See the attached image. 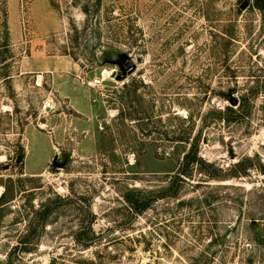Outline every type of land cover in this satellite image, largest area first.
<instances>
[{
  "label": "rangeland",
  "instance_id": "1",
  "mask_svg": "<svg viewBox=\"0 0 264 264\" xmlns=\"http://www.w3.org/2000/svg\"><path fill=\"white\" fill-rule=\"evenodd\" d=\"M261 149L256 0H0V264H264Z\"/></svg>",
  "mask_w": 264,
  "mask_h": 264
},
{
  "label": "trees",
  "instance_id": "2",
  "mask_svg": "<svg viewBox=\"0 0 264 264\" xmlns=\"http://www.w3.org/2000/svg\"><path fill=\"white\" fill-rule=\"evenodd\" d=\"M256 4L259 8L264 9V0H256ZM186 142H188V139ZM198 161L201 160L198 159L197 153L193 150V145H192L191 150L184 155L182 166L181 169L178 171V173H181V175H186L189 166Z\"/></svg>",
  "mask_w": 264,
  "mask_h": 264
},
{
  "label": "built area",
  "instance_id": "3",
  "mask_svg": "<svg viewBox=\"0 0 264 264\" xmlns=\"http://www.w3.org/2000/svg\"><path fill=\"white\" fill-rule=\"evenodd\" d=\"M101 82L102 81H100L99 79H95V80H93V81H91L88 85L90 86V87H96V86H98L99 84H101ZM51 107H52V102L51 101H46L44 104H43V109L44 110H49V109H51Z\"/></svg>",
  "mask_w": 264,
  "mask_h": 264
},
{
  "label": "water",
  "instance_id": "4",
  "mask_svg": "<svg viewBox=\"0 0 264 264\" xmlns=\"http://www.w3.org/2000/svg\"><path fill=\"white\" fill-rule=\"evenodd\" d=\"M247 4L245 3V5L243 6V8L246 6ZM264 150L263 149H261V152H263Z\"/></svg>",
  "mask_w": 264,
  "mask_h": 264
}]
</instances>
